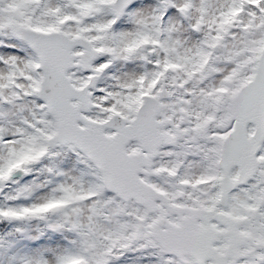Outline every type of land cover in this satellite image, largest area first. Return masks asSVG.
I'll return each instance as SVG.
<instances>
[{"label": "snow or ice", "instance_id": "6c2138e0", "mask_svg": "<svg viewBox=\"0 0 264 264\" xmlns=\"http://www.w3.org/2000/svg\"><path fill=\"white\" fill-rule=\"evenodd\" d=\"M0 264H264V0H0Z\"/></svg>", "mask_w": 264, "mask_h": 264}]
</instances>
